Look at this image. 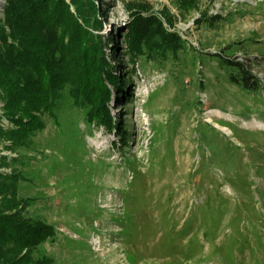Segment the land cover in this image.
Instances as JSON below:
<instances>
[{
	"label": "rangeland",
	"instance_id": "rangeland-1",
	"mask_svg": "<svg viewBox=\"0 0 264 264\" xmlns=\"http://www.w3.org/2000/svg\"><path fill=\"white\" fill-rule=\"evenodd\" d=\"M10 1L0 0L8 32ZM94 2L100 26L91 30L110 42L108 67L132 93L108 83V108L128 138L63 104L28 147L12 152L0 140V172L13 170L1 167L2 157L15 159L24 177L18 198L58 231L39 253L52 264H264V107L223 84L209 57L229 49L241 61L256 59L253 71L264 80V0ZM137 16L150 27L157 18L184 39L165 67L139 63L133 71L126 36ZM3 109L0 97L7 129ZM205 127L232 143L216 148L224 155L199 148L210 137L200 134Z\"/></svg>",
	"mask_w": 264,
	"mask_h": 264
},
{
	"label": "trees",
	"instance_id": "trees-1",
	"mask_svg": "<svg viewBox=\"0 0 264 264\" xmlns=\"http://www.w3.org/2000/svg\"><path fill=\"white\" fill-rule=\"evenodd\" d=\"M70 3L74 11L65 0H11L7 8L11 32L0 28V40L4 43L0 47H5L0 50V97L3 116L11 127L4 129L0 125V140L9 142L5 148L12 152L28 147L32 137L47 126L45 120L52 119L63 104H70L73 110H85L88 124H100L110 131L114 129L123 140L128 138L126 126L116 123L108 108L112 94L108 83L118 93L124 92L126 98L132 93H125L126 84H120V77L108 67L104 48L109 41L104 44L102 35L96 36L91 30L100 26L93 23H98L97 6L94 0ZM152 22L153 28L137 16L128 26L127 48L133 71L139 63L144 70L161 69L185 48L178 33L166 31L157 18ZM227 50L212 57L208 54L218 63L215 74L233 91L256 99L264 107V80L253 71L256 59L241 61L226 55ZM208 128L201 130V135L210 137L200 139L199 148L209 145L212 155H224L226 150L216 148L232 143H220L222 138ZM13 161L2 157L1 167L13 170L10 174L0 172V264H52L50 257L39 252L43 243L58 237V231L55 225L31 213L30 203L18 198V184L24 177ZM259 172H264V168L260 167ZM208 176H212L210 182L215 181L213 173ZM221 198L224 195L214 202L225 200ZM128 200L139 199L132 196ZM80 210L86 208L81 206ZM202 219L208 221L205 216ZM250 252L251 256L255 253Z\"/></svg>",
	"mask_w": 264,
	"mask_h": 264
}]
</instances>
